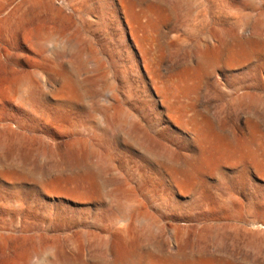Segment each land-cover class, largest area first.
Here are the masks:
<instances>
[{"label":"rangeland","instance_id":"374dc122","mask_svg":"<svg viewBox=\"0 0 264 264\" xmlns=\"http://www.w3.org/2000/svg\"><path fill=\"white\" fill-rule=\"evenodd\" d=\"M29 1L0 0V264H137L175 231L181 264H264V0Z\"/></svg>","mask_w":264,"mask_h":264},{"label":"bare ground","instance_id":"6f19581e","mask_svg":"<svg viewBox=\"0 0 264 264\" xmlns=\"http://www.w3.org/2000/svg\"><path fill=\"white\" fill-rule=\"evenodd\" d=\"M37 1H39V0H37ZM36 0H30L29 2H28V4H30V5H32L33 7L34 6H36L37 7V5H38V2H37ZM68 1V0H67ZM109 2V1H108ZM122 2V1H121ZM40 3V2H39ZM119 3V2H118ZM126 3V2H125ZM50 4V3H49ZM67 4V3H66ZM109 4V3H108ZM52 5V4H51ZM110 5H111V3H110ZM126 5V4H125ZM68 6H69V4H68ZM67 6V7H68ZM116 6V5H115ZM118 6V5H117ZM131 6V5H130ZM133 6V5H132ZM43 7V6H42ZM47 7H48V5H47ZM66 7V8H67ZM120 7V6H119ZM40 8V7H39ZM44 8V7H43ZM70 8V7H69ZM113 8V7H112ZM57 9H58V7H57ZM128 9V8H127ZM135 9V8H134ZM133 9V10H134ZM115 10V9H114ZM30 11V10H29ZM35 11V10H34ZM73 11V10H72ZM76 12V11H75ZM110 12V11H109ZM120 12V11H119ZM141 12V11H140ZM74 13V12H73ZM116 13V12H115ZM134 13V12H133ZM157 13V12H156ZM106 14H107V12H106ZM123 14V13H122ZM130 15V14H129ZM154 15V14H153ZM23 16V15H22ZM25 16V15H24ZM52 16L54 17V18H56V17H61V18H57V19H60V20H63V19H65L66 17L65 16H63V14H62V12L61 11H59V10H57V11H53V14H52ZM77 16H78V14H77ZM83 16V15H82ZM123 16V15H122ZM131 16V15H130ZM150 16V15H149ZM51 17V16H50ZM111 17V16H110ZM121 17V16H120ZM138 17V16H137ZM52 18V17H51ZM131 18V17H130ZM140 18V17H139ZM41 19V18H40ZM85 19V18H84ZM86 19H87V17H86ZM113 19V18H112ZM134 19V18H133ZM137 19V18H136ZM153 19V18H152ZM52 20H53V18H52ZM83 20V19H82ZM148 20V19H147ZM155 20V19H154ZM157 20V19H156ZM42 21V20H41ZM40 21V22H41ZM50 21V20H49ZM55 21V20H54ZM79 21V20H78ZM84 21V20H83ZM149 21V20H148ZM147 21V22H148ZM152 21V20H151ZM58 22V21H57ZM63 22V21H62ZM58 22V23H60V26L61 27H63V28H65V24L64 23H66V22ZM123 22V21H122ZM157 22V21H156ZM155 22V23H156ZM54 23V22H53ZM109 23V22H108ZM111 23V22H110ZM143 23V22H142ZM146 23V22H145ZM72 24V23H71ZM114 24V23H113ZM124 24V23H123ZM144 24V23H143ZM150 24V23H149ZM59 25V24H58ZM57 25V26H58ZM125 25V24H124ZM133 25H135V24H133ZM142 25V24H141ZM146 25V24H145ZM56 26V25H55ZM76 26V25H75ZM116 26V25H115ZM114 26V27H115ZM127 26V25H126ZM147 26V25H146ZM71 27V26H70ZM74 27V25H72V28ZM134 28H136L135 26H133ZM138 27H140V25L138 26ZM157 27V26H156ZM40 28V27H39ZM42 28V27H41ZM58 28V27H57ZM86 28V27H85ZM89 28V27H88ZM143 28V27H142ZM140 29V28H139ZM63 31H61V30H54V29H48L47 28V31L44 33V38H43V36L40 34V33H38V34H40L39 35V41H42V44H41V46H42V48L43 49H46L50 44H61V42L64 40V37H65V32L67 31V28H65V29H62ZM111 30V29H110ZM154 30V29H153ZM39 31V30H38ZM43 31V30H42ZM77 31V30H76ZM89 31H91L90 29H89ZM115 31V30H114ZM118 31H120V30H118ZM137 31H139V30H137ZM151 31V30H150ZM69 32V31H68ZM147 31H145V33H146ZM79 33H81V32H79ZM91 33V32H90ZM112 33V32H111ZM118 33V32H117ZM129 33V32H128ZM86 34V33H85ZM119 34H120V32H119ZM148 34H149V32H148ZM151 34V33H150ZM71 35V34H70ZM81 35V34H80ZM124 35V34H123ZM146 35H147V33H146ZM154 35V34H153ZM34 36V35H33ZM120 36V35H119ZM119 36H117V37H119ZM140 35H138L137 37H139ZM76 37V36H75ZM112 37V36H111ZM121 37V36H120ZM137 37H135V38H137ZM68 38V37H67ZM94 38V37H93ZM106 38V37H105ZM110 38V37H109ZM122 38V37H121ZM145 38V37H144ZM152 38V37H151ZM79 39H80V37H79ZM108 39V38H107ZM154 39V38H153ZM178 39V38H177ZM90 40V39H89ZM137 40H138V38H137ZM146 40V39H145ZM71 41V40H70ZM96 41V40H95ZM107 41H109V40H107ZM115 41V40H114ZM134 42V41H133ZM91 43V42H90ZM118 43V42H117ZM114 44V43H113ZM135 44V43H134ZM152 44V43H151ZM69 45V44H68ZM115 45V44H114ZM117 45H119V44H117ZM116 45V46H117ZM127 46V45H126ZM138 46V45H137ZM144 46V45H143ZM88 47V46H87ZM98 47V46H97ZM130 47V46H129ZM145 47V46H144ZM83 48H84V46H83ZM132 48V47H131ZM138 48H141V47H138ZM85 49V48H84ZM118 49V48H117ZM125 49V48H124ZM150 49H152L151 47H150ZM49 50V49H48ZM61 49L57 46L53 51V53L58 57V60L59 59H61L62 58V51H60ZM81 50V49H80ZM97 50V49H96ZM131 50V49H130ZM135 50H137V49H135ZM45 51H47V50H45ZM69 51V50H68ZM119 51H121V50H119ZM141 51H143V50H141ZM151 51V50H150ZM153 51V50H152ZM39 52H41V51H39ZM48 52V51H47ZM97 52V51H96ZM129 52H131V51H129ZM135 53H136V51H135ZM145 53V52H144ZM155 53V52H154ZM99 54V53H98ZM143 55V54H142ZM146 56V55H145ZM210 56V55H209ZM67 57V56H66ZM70 57V56H69ZM84 57H86V56H84ZM138 57H140V56H138ZM157 57V56H156ZM203 57H204V55H203ZM95 58V57H94ZM145 58V57H144ZM202 58V57H201ZM205 58H206V56H205ZM81 59V58H80ZM139 59V58H138ZM149 60V59H148ZM151 60V59H150ZM202 60V59H201ZM153 61H154V59H153ZM205 61V60H204ZM203 61V62H204ZM211 61V60H210ZM54 62V61H53ZM90 62V61H89ZM132 62V61H131ZM136 62H138V61H136ZM207 62V61H206ZM55 64V63H54ZM79 64V63H78ZM90 64V63H89ZM88 64V65H89ZM130 64V63H129ZM142 64H144V63H142ZM155 64V63H154ZM201 64V63H200ZM209 64V63H208ZM140 65V64H139ZM202 65V64H201ZM207 65V64H206ZM75 66V65H74ZM91 66V65H90ZM127 66V65H126ZM134 66V68H135V65H133ZM153 66V65H152ZM199 66V65H198ZM203 66V65H202ZM209 66V65H208ZM92 67V66H91ZM146 67V66H145ZM200 67V66H199ZM205 67V66H204ZM149 68V67H148ZM152 68V67H151ZM79 69V68H78ZM127 69H129L128 67H127ZM206 69H208V68H206ZM142 70V69H141ZM151 70V69H150ZM160 71V70H159ZM157 72H158V70H157ZM91 73V72H90ZM145 73H146V71H145ZM88 74V73H87ZM106 74V73H105ZM147 74V73H146ZM151 74V73H150ZM131 75V74H130ZM137 75V74H136ZM139 75V74H138ZM145 75V74H144ZM84 76V75H83ZM134 76V75H133ZM167 76V75H166ZM166 76H163L162 75V78H165ZM135 77V76H134ZM160 77V76H159ZM169 77V76H168ZM117 78V77H116ZM156 78V77H155ZM171 78V77H170ZM174 78V77H173ZM69 79V78H68ZM120 79V78H119ZM157 79V78H156ZM155 79V80H156ZM69 80H71V79H69ZM133 80V79H132ZM140 80V79H139ZM148 80V79H147ZM177 80V79H176ZM182 80V79H181ZM137 81V80H136ZM145 81V80H144ZM166 81V80H165ZM164 81V82H165ZM170 81V80H169ZM173 81V80H172ZM30 82V81H29ZM73 82V81H72ZM108 82V81H107ZM122 82V81H121ZM133 82V81H132ZM139 82V81H138ZM158 82V81H157ZM163 82V81H162ZM175 82V81H174ZM28 83V82H27ZM60 83H62V82H60ZM70 83H71V81H70ZM137 83V82H136ZM135 83V84H136ZM145 83V82H144ZM149 83V82H148ZM64 84V83H63ZM123 84V83H122ZM128 84V83H127ZM142 84V83H141ZM146 84H147V82H146ZM143 85V84H142ZM157 85V84H156ZM174 85V84H173ZM47 86V85H46ZM151 86V85H150ZM169 86V85H168ZM178 87V86H177ZM176 87V88H177ZM164 88V87H163ZM129 89V88H128ZM159 89V88H158ZM179 89V88H178ZM60 90V89H59ZM164 90H165V88H164ZM163 90V91H164ZM149 91V90H148ZM161 91V90H160ZM162 91V92H163ZM88 92V91H87ZM104 92V94H105V91H103ZM112 92H114V91H112ZM154 92V91H153ZM178 92V91H177ZM71 93V92H70ZM97 93V92H96ZM99 93V92H98ZM139 93V92H138ZM156 93V92H155ZM165 93V92H164ZM246 93V92H245ZM33 94V93H32ZM58 94H60V93H58ZM57 94V95H58ZM46 95V94H45ZM54 95V94H53ZM109 95V94H108ZM107 95V96H108ZM154 95V94H153ZM162 95V94H161ZM181 95V94H180ZM241 95V94H240ZM35 96V95H34ZM55 96V95H54ZM58 96H60V95H58ZM73 96V95H72ZM163 96V95H162ZM166 96H167V94H166ZM175 96H177V95H175ZM238 96V95H237ZM242 96V95H241ZM41 97V96H40ZM71 97V96H70ZM78 97V96H77ZM91 97V96H90ZM140 97H141V95H140ZM139 97V98H140ZM148 97V96H147ZM150 97V96H149ZM164 97V96H163ZM183 97V96H182ZM245 97V96H244ZM244 97H243V99H244ZM249 97V96H248ZM51 98V97H50ZM82 98V97H81ZM145 98V97H144ZM169 98H170V96H169ZM251 97H249V99H250ZM257 98V97H256ZM89 99H91V98H89ZM128 99V98H127ZM149 99V98H148ZM247 99V98H246ZM253 99V98H252ZM47 100V99H46ZM64 100V99H63ZM101 100V99H100ZM150 100V99H149ZM167 100H169L168 99V97H167ZM259 100V99H258ZM34 101V100H33ZM57 101V100H56ZM69 101V100H68ZM89 101V100H88ZM128 101V100H127ZM250 101V100H249ZM248 101V102H249ZM28 102V101H27ZM74 102V101H73ZM77 102V101H76ZM169 102V101H168ZM188 102V101H187ZM260 102V101H259ZM29 103V102H28ZM63 103V102H62ZM71 103V102H70ZM90 103V102H89ZM108 103V102H107ZM127 103V102H126ZM171 103V102H170ZM240 103H244V100H243V102H240ZM61 104V103H60ZM66 104V103H65ZM77 104V103H76ZM88 104V103H87ZM86 104V105H87ZM92 104V103H91ZM150 104V103H149ZM239 104V103H238ZM94 105V104H93ZM92 105V106H93ZM244 105H248L247 103L246 104H244ZM31 106V105H30ZM158 106V105H157ZM251 106V105H250ZM85 107V106H84ZM153 107V106H152ZM160 107V106H159ZM244 107V106H243ZM31 108V107H30ZM150 108V107H149ZM241 108V107H240ZM70 109H72V108H70ZM117 109V108H116ZM115 109V110H116ZM177 109V108H176ZM31 110V109H30ZM174 110V109H173ZM33 111V110H32ZM149 111V110H148ZM151 111H153V110H151ZM182 111V110H181ZM35 112V111H34ZM94 112V111H93ZM164 112V111H163ZM167 112V111H166ZM98 113V112H97ZM150 113V112H149ZM93 114V113H92ZM114 114V113H113ZM117 114V113H116ZM124 115H126V113H123ZM122 114V115H123ZM103 115H105V114H103ZM121 115V116H122ZM123 115V116H124ZM117 116V115H116ZM120 116V117H121ZM74 117V116H73ZM51 118V117H50ZM75 118V117H74ZM115 118V117H114ZM148 118V117H147ZM169 118V117H168ZM107 119V118H106ZM131 119V118H130ZM164 119V118H163ZM69 120V119H68ZM71 120V119H70ZM113 120V119H112ZM118 120V119H117ZM164 120H166V119H164ZM86 121V120H85ZM92 121V120H91ZM116 121V120H115ZM114 121V122H115ZM131 121V120H130ZM75 122V121H74ZM93 122V121H92ZM131 122H133V121H131ZM135 122V121H134ZM63 123H64V121H63ZM71 123H73V122H71ZM80 123V122H79ZM108 123V122H107ZM112 123V122H111ZM126 123V122H125ZM128 123V122H127ZM114 124V123H113ZM117 124V123H116ZM120 124V123H119ZM130 124V123H129ZM136 124H138V122H136ZM97 125V124H96ZM126 125V124H125ZM133 125V124H132ZM55 126H57V124L55 125ZM69 126V125H68ZM98 126H100V125H98ZM109 126H112V125H109ZM120 126V125H119ZM122 126V125H121ZM121 126H120V128H121ZM130 126V125H129ZM142 126V125H141ZM60 127V126H59ZM106 127H108V126H106ZM62 128V127H61ZM74 128V127H73ZM111 128V127H110ZM112 128H114V127H112ZM111 128V129H112ZM132 128V127H131ZM130 128V129H131ZM67 129V128H66ZM69 129V128H68ZM67 129V130H68ZM132 129H134V128H132ZM140 129L142 130V128L140 127ZM188 129H189V126H188ZM91 130V129H90ZM100 130H101V128H100ZM106 130V129H105ZM143 130H145V128L143 129ZM199 130V129H198ZM94 131V130H93ZM100 132V131H99ZM143 133H145V131L143 132ZM146 134H148V133H146ZM187 134V133H186ZM196 134V133H195ZM87 136V135H86ZM144 136V135H143ZM147 136V135H146ZM124 137V136H123ZM151 138V137H150ZM77 139V138H76ZM169 139V138H168ZM70 142H71V140H70ZM69 142V143H70ZM73 142V141H72ZM123 142V141H122ZM127 142V141H126ZM147 142V141H146ZM156 142H158V140L156 141ZM67 143V142H66ZM124 143H125V140H124ZM126 145V144H125ZM260 145V144H259ZM208 146V145H207ZM128 149V148H127ZM182 150V149H181ZM187 152V151H186ZM147 153V152H146ZM225 153V152H224ZM227 155V154H226ZM145 157V156H144ZM185 157H186V155H185ZM226 158V157H225ZM208 159V158H207ZM154 160V159H153ZM168 160V159H167ZM179 160V159H178ZM156 162V161H155ZM164 164V163H163ZM176 164V163H175ZM177 166V165H176ZM174 167V166H173ZM191 168V167H190ZM194 169V168H193ZM195 179V178H194ZM198 184V183H197ZM193 185H195V184H193ZM190 186H192V185H190ZM196 186V185H195ZM189 187V186H188ZM194 187V186H193ZM129 189V188H128ZM191 190V189H190ZM132 192V191H131ZM191 192V191H190ZM134 195V194H133ZM127 197V196H126ZM132 199V198H131ZM127 200H129V199H127ZM130 201V200H129ZM131 202V201H130ZM136 202V201H135ZM119 204V203H118ZM231 204H233V203H231ZM234 205V204H233ZM120 206V205H119ZM162 207H163V205H162ZM231 208V207H230ZM233 208H234V206H233ZM124 211H126V213H128V215H130V217L131 216H133L134 214L135 215H138V216H140L141 217V219H143L144 221H145V223H147V219H146V216H145V212H144V209H143V207H141V206H138L136 203H134V202H131V203H129V204H125L124 206H123V208H122ZM164 209V208H163ZM132 218V217H131ZM123 220H125V219H123ZM130 221V220H129ZM122 223H124L120 228H118L117 229V235L118 236H120L123 240H124V242H125V244L124 245H126V244H132L133 243V241L134 240H136L135 239V237L133 236V234L131 233V232H129V228H130V223H127L126 222V220L124 221V222H122ZM188 225V224H187ZM145 226H146V224H145ZM176 226V225H175ZM195 226V225H194ZM198 227V226H197ZM152 228V227H151ZM174 228V227H173ZM180 228H181V226H180ZM179 228V229H180ZM133 229V228H132ZM193 229V228H192ZM196 229V228H195ZM153 230H154V228H153ZM177 230H178V228H177ZM198 230V229H197ZM157 231V230H156ZM183 231V230H182ZM146 232V231H145ZM200 233V232H199ZM137 234V233H136ZM192 234H194V232L192 233ZM191 233H190V231H186V232H180V231H175L173 234H172V243L171 244H168V246H166V253H165V248L164 247H161V245L160 246H157L158 247V251H156V252H151V253H148V255H147V257L145 258V257H143V256H141V257H139L138 259H137V264H181L180 262H177L176 260H173L172 259V256H173V254H174V252H176L177 250H179L180 249V247H182V245H183V243H185V241L187 240V239H190V238H192V235ZM206 234V233H205ZM116 235V234H115ZM116 235V236H117ZM195 235H196V233H195ZM202 235V234H201ZM159 236V235H158ZM200 236V235H199ZM206 236V235H205ZM137 237V236H136ZM147 237V236H146ZM141 237L139 236V238L138 239H140ZM144 238V237H143ZM148 238V237H147ZM170 238V237H169ZM115 239H117V238H115ZM148 239H150V238H148ZM195 239V238H194ZM146 240V239H145ZM98 241V240H97ZM102 240H100V244L102 245V242H101ZM150 241H153V242H155V244L157 243L158 244V241H156V239H150ZM191 241V240H190ZM194 241V240H193ZM199 241H201V240H199ZM94 242H96V241H94ZM132 242V243H131ZM144 242V241H143ZM146 242V241H145ZM144 242V243H145ZM187 242V241H186ZM111 243V242H110ZM136 243V245H138V243L137 242H135ZM217 243H218V241H217ZM221 243V242H220ZM220 243H219V245H220ZM222 243H223V241H222ZM222 243H221V245H222ZM113 244H115V243H113ZM146 244V243H145ZM156 244V245H157ZM188 244V243H187ZM193 244H194V242H193ZM199 244H201L200 242H199ZM97 245V244H96ZM108 245V243H104V246H105V248H106V246ZM117 245H119L118 243H117ZM116 245V246H117ZM123 245V246H124ZM133 245H135L134 243H133ZM186 245V244H185ZM184 245V246H185ZM198 245V244H197ZM98 246H100V245H98ZM110 246V245H109ZM108 246V247H109ZM122 246V245H121ZM120 246V247H121ZM139 246V245H138ZM137 246V247H138ZM141 246V245H140ZM144 246V244L142 245V247ZM149 246V245H148ZM200 246H202V245H200ZM103 247V246H102ZM131 247H132V245H131ZM142 247L140 248V249H142ZM146 247V245L144 246V248ZM209 247V246H208ZM214 247V246H213ZM104 248V249H105ZM116 248V247H115ZM187 248V247H186ZM185 248V249H186ZM193 248V247H192ZM100 249H101V246H100ZM124 249H125V247H124ZM123 249V250H124ZM127 249V248H126ZM130 249V248H129ZM128 249V250H129ZM136 249H138V248H136ZM135 249V250H136ZM140 249H139V251H140ZM184 249V250H185ZM208 249V248H207ZM257 250H258V248H256ZM110 250V249H109ZM183 250V251H184ZM256 250V251H257ZM55 251V250H54ZM56 251H58V250H56ZM100 251V250H99ZM106 251V250H105ZM181 251V250H180ZM182 251V252H183ZM195 251V250H194ZM256 251H255V254H256ZM104 252V251H103ZM107 252L109 253V251H108V249H107ZM129 252V251H128ZM132 252H135V251H132ZM190 252H191V249H190ZM221 252V251H220ZM219 252V253H220ZM54 253V252H53ZM56 253V252H55ZM58 253V252H57ZM60 253V252H59ZM100 253V252H99ZM126 253V252H125ZM125 253H123L122 252V250L121 249H117L116 248V250H114V251H112L111 253H109V256L110 257H112V259H113V262H114V264H125L124 262L126 261L125 260ZM141 253H142V251H141ZM227 253V252H226ZM103 253H101L100 255H102ZM130 254V253H129ZM135 254L136 253H134V256H135ZM192 254V253H191ZM205 254H207V253H205ZM222 254V253H221ZM54 255V254H53ZM56 255V254H55ZM55 255H54V257H55ZM105 255V254H104ZM208 255V254H207ZM210 255V254H209ZM224 255V254H223ZM232 255V254H231ZM231 255H229V256H231ZM254 255V254H253ZM107 256V255H106ZM105 256V257H106ZM129 256H131V255H129ZM128 256V257H129ZM178 256H179V254H178ZM200 256V255H199ZM226 256V255H225ZM255 256V255H254ZM57 257V256H56ZM59 257V256H58ZM128 257H126V258H128ZM132 257V256H131ZM195 257V256H194ZM202 257H203V255H202ZM217 257V256H216ZM219 257H220V255H219ZM218 257V258H219ZM232 257H233V255H232ZM100 258V257H99ZM201 258V257H200ZM252 258H254V257H252ZM61 259V258H60ZM97 259V258H96ZM132 259V258H131ZM233 259V258H232ZM103 261H104V259H102ZM61 261V260H60ZM63 261V260H62ZM65 261V260H64ZM101 261V260H100ZM89 262V261H88ZM87 262V263H88ZM113 262H111V263H113ZM218 262V261H217ZM216 262V263H217ZM252 262V261H251ZM257 262V261H256ZM4 263V262H3ZM55 263L56 264H61V263H59V260H58V258L57 259H55ZM63 263V262H62ZM86 263V264H87ZM254 263V262H253ZM65 264V263H64ZM106 264V263H105Z\"/></svg>","mask_w":264,"mask_h":264}]
</instances>
